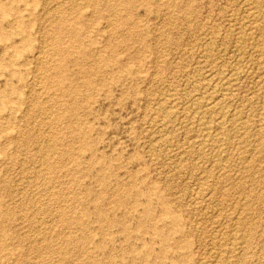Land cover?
<instances>
[{
	"label": "rangeland",
	"instance_id": "rangeland-1",
	"mask_svg": "<svg viewBox=\"0 0 264 264\" xmlns=\"http://www.w3.org/2000/svg\"><path fill=\"white\" fill-rule=\"evenodd\" d=\"M263 21L264 0H0V264H264Z\"/></svg>",
	"mask_w": 264,
	"mask_h": 264
},
{
	"label": "bare ground",
	"instance_id": "bare-ground-1",
	"mask_svg": "<svg viewBox=\"0 0 264 264\" xmlns=\"http://www.w3.org/2000/svg\"><path fill=\"white\" fill-rule=\"evenodd\" d=\"M63 1V0H62ZM255 1V0H254ZM257 1V0H256ZM61 2V1H60ZM65 2V1H64ZM252 2V1H251ZM60 4H62V2L60 3ZM253 4H255L254 2H253ZM262 4V3H261ZM250 5V4H249ZM256 5V4H255ZM60 6V5H59ZM58 6V7H59ZM257 6V5H256ZM61 7V6H60ZM251 7V6H250ZM259 7V6H258ZM118 9V8H117ZM253 9V8H252ZM256 9H258L257 7H256ZM262 9V8H261ZM70 11V10H69ZM257 15H258V13H257ZM257 15H255V16H257ZM260 15V14H259ZM254 16V15H253ZM254 16V17H255ZM261 16V15H260ZM253 18V17H252ZM251 18V19H252ZM263 20V19H262ZM54 21V20H53ZM251 21V20H250ZM255 23L257 22V20H255L254 21ZM264 22V21H263ZM250 23V22H249ZM252 23V22H251ZM254 23V24H255ZM262 23V22H261ZM259 24H255L254 25V29L255 30H260V26H258ZM250 26V25H249ZM63 27V26H62ZM250 29H251V27H249ZM252 29H253V27H252ZM248 30V29H247ZM250 31V30H249ZM242 32V31H241ZM246 32V31H245ZM258 32V31H257ZM243 33V32H242ZM251 33V32H250ZM249 33V34H250ZM255 34V33H254ZM257 34V33H256ZM242 35V34H241ZM244 35V34H243ZM253 35V34H252ZM244 37V36H243ZM250 38L252 37V36H249ZM257 43V42H256ZM255 43V44H256ZM243 45V44H242ZM264 46V45H263ZM258 50H260V49H258ZM261 60H262V58H261ZM260 61V60H259ZM261 63V62H260ZM264 64V63H263ZM262 65V64H261ZM263 66V65H262ZM264 71V70H263ZM234 74V73H233ZM229 77H230V75H229ZM228 77V78H229ZM234 78H235V76H234ZM228 80V79H227ZM232 80H233V78H232ZM209 81V80H208ZM226 81V80H225ZM262 81V80H261ZM208 83V82H207ZM206 83V84H207ZM228 83V82H227ZM231 84V83H230ZM261 84V83H260ZM204 87V86H203ZM228 87H229V83H228ZM206 88V87H205ZM260 88V87H259ZM204 89V88H203ZM261 91V90H260ZM222 93V92H221ZM227 93V92H226ZM228 95V94H227ZM213 96V95H212ZM219 96V95H218ZM211 99V98H210ZM218 101H217V103H216V101L215 102H211L210 104H209V108H214V107H216L215 105L216 104H220V105H222L221 103L224 101V96L223 95H221V97L219 98V99H217ZM264 100V99H263ZM209 102V101H208ZM197 103V102H196ZM224 103V102H223ZM250 103V102H249ZM242 104V103H241ZM207 105V104H206ZM219 105V106H220ZM250 105V104H249ZM225 107V106H224ZM236 107V106H235ZM196 108V107H195ZM229 108V107H228ZM242 108V107H241ZM240 108V109H241ZM264 108V107H263ZM215 109V108H214ZM236 109V108H235ZM207 110V109H206ZM216 110H217V107H216ZM196 111H197V109H196ZM203 111V110H202ZM221 111V110H220ZM195 112V111H194ZM209 112V111H208ZM208 112L207 113H204V114H207L208 115ZM216 112V111H215ZM219 112V111H218ZM263 112V111H262ZM196 113V112H195ZM201 113H203V112H201ZM236 113V112H235ZM240 113V112H239ZM166 114V113H165ZM191 114V113H190ZM219 114V113H218ZM230 113H228V112H224L223 111V114L221 115V118L216 122V123H214V125L213 126H207V125H205L204 127H202V128H204V131H206V133H203L202 135H203V137L205 138V137H208L209 136V130L210 129H213V127L215 126L216 128H218V129H221L222 131H223V133L222 134H224V130L226 129V125H228L229 127H231V128H233V127H235L236 126V122L238 121V120H240L239 118H238V116H236V115H238V114H230ZM263 114V113H262ZM166 115H169V114H166ZM198 115V114H197ZM260 115V114H259ZM264 115V114H263ZM192 117V116H191ZM264 117V116H263ZM167 118V117H166ZM193 118V117H192ZM201 118V117H200ZM217 118V117H216ZM202 119H204V118H202ZM207 119V118H206ZM193 120V119H192ZM245 120V119H244ZM211 121V120H210ZM214 121V120H213ZM216 121V120H215ZM247 121V120H246ZM194 122V121H193ZM244 122V121H243ZM250 122V121H249ZM195 123H197L200 127L201 126H203L204 124L201 122V121H199V120H195ZM209 123V122H208ZM240 123V122H239ZM244 124V123H243ZM261 124V123H260ZM194 124H192V126H193ZM211 125V124H210ZM241 125V124H240ZM246 125V124H245ZM253 125V124H252ZM259 126V125H258ZM186 127V126H185ZM228 127V129H230ZM243 127V126H242ZM199 128V127H198ZM240 128V127H239ZM262 128V127H261ZM249 129V128H248ZM194 130V129H193ZM203 130V129H202ZM216 130V129H215ZM227 130V129H226ZM235 130V129H234ZM239 130V129H238ZM262 130V129H261ZM221 131V132H222ZM216 132V131H215ZM228 133L230 132V131H227ZM232 132H234V131H232ZM240 132V131H239ZM246 132H248V131H246ZM214 133V132H213ZM232 134V133H231ZM236 134H238V133H236ZM246 134V133H245ZM249 134V133H248ZM261 134V133H260ZM201 135V136H202ZM212 135V134H211ZM247 135V134H246ZM218 136H219V134H218ZM223 136V135H222ZM222 136H221V139H222ZM211 137V136H210ZM246 137V136H245ZM220 138V137H219ZM218 138V139H219ZM224 138V137H223ZM217 138H215V139H212L211 138V140H213L212 141V143L214 142V143H218L219 142V140H218ZM236 139V138H235ZM250 139V138H249ZM206 140V139H205ZM211 140H209V141H211ZM216 140H218V141H216ZM227 140V139H226ZM244 140V139H243ZM246 140H248V139H246ZM196 141V140H195ZM223 141V140H222ZM250 141H251V139H250ZM264 141V140H263ZM262 141V142H263ZM194 142V141H193ZM203 142V141H202ZM195 143V142H194ZM222 143V142H221ZM244 144H245V142H244ZM261 145L263 144V143H260ZM198 145H199V143H198ZM211 145V144H210ZM264 145V144H263ZM223 146V145H222ZM208 147H209V145H208ZM215 147V146H214ZM256 147H257V145H256ZM264 147V146H263ZM217 148V147H216ZM219 148V147H218ZM259 148V147H258ZM257 148V149H258ZM201 149V148H200ZM214 149V148H213ZM189 150V149H188ZM215 150V149H214ZM217 150H219V149H217ZM221 151H223L222 150V147H221V149H220ZM253 150V149H252ZM203 151V150H202ZM250 151V150H249ZM256 151V150H255ZM261 151H263L262 149H261ZM260 151V152H261ZM199 152V151H198ZM211 152V151H210ZM219 152V151H218ZM244 153V152H243ZM243 153H241V154H243ZM225 154V153H224ZM261 154V153H260ZM222 155V154H221ZM245 155V154H244ZM246 156V155H245ZM249 157V156H248ZM251 158V157H250ZM247 159V158H246ZM259 159V158H258ZM226 160V159H225ZM214 163V162H213ZM215 164H217V163H215ZM221 164V163H220ZM248 164V163H247ZM246 164V165H247ZM213 165V164H212ZM225 167V166H224ZM222 168V167H221ZM246 169V168H245ZM258 169V168H257ZM215 170V169H214ZM223 177V176H222ZM262 181V180H261ZM244 187V186H243ZM240 191V190H239ZM245 210V209H244ZM236 236V235H235ZM232 240V239H231ZM234 241V240H233Z\"/></svg>",
	"mask_w": 264,
	"mask_h": 264
}]
</instances>
